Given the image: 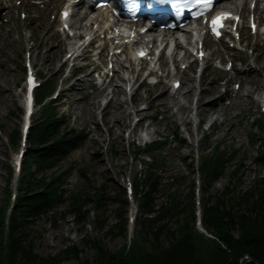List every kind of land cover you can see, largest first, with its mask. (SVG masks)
I'll list each match as a JSON object with an SVG mask.
<instances>
[{
  "label": "rangeland",
  "instance_id": "1",
  "mask_svg": "<svg viewBox=\"0 0 264 264\" xmlns=\"http://www.w3.org/2000/svg\"><path fill=\"white\" fill-rule=\"evenodd\" d=\"M3 1L5 2L3 4L1 0L0 7L5 4L12 7L8 8L7 15L0 9L1 15L4 14L9 19L7 24H3L5 23V20H2L3 17L0 19V208L7 204L5 202H7L8 171L10 168L13 169L16 153L22 148V142L12 144L8 136L14 129L19 130L23 122L24 111L20 102L24 98L26 72L24 64L29 55L26 51L27 46L32 47L31 61L33 69L37 73L38 81L42 82L43 79L47 78L51 85H54L51 97L57 99L55 105L58 110L67 116L70 126L83 129L86 134L84 143L59 163L60 166H65L70 162L74 164L66 186L68 195L77 193L84 197L93 191V186L105 185L106 194L116 196V193L121 188L125 190V186L128 184L132 187L137 173L146 170V163L142 161L145 160V156L136 155L134 153L135 147L143 146L154 138L162 141L157 153L154 154L156 160L152 161V157H148L161 182L155 193L157 204H168L170 201L169 194L174 191L180 194V199L183 202H189L190 188L193 184V209L196 220L200 215L201 205L205 198L228 184L229 174L233 168L239 166L237 182L242 189L248 188L255 178L264 175V163L255 161L257 150L249 138L250 130L259 132L254 119L259 116L264 120V102H262L264 98V72L260 74L250 69L257 64L264 65V35L256 34L258 36L256 37L246 26L250 16L245 15L242 19L245 38L240 45L230 46L234 42L229 41L226 37L223 39L225 44L217 45L212 38H208L210 45L207 49L205 48V51L213 53L215 57L212 56V60L205 63L206 70L202 76L203 81L200 88L213 89L212 93L206 95L204 101L213 97L216 103L222 104L218 108L210 105V107H206L207 111L210 114L214 112L224 113L225 116L216 118V115H212L213 117L206 118L203 114H199L197 117L200 121L202 119L203 124L200 128L198 125L195 129L196 127L194 128V125L189 121H186L184 125L180 121H169V114L176 109L166 110L157 102L156 97L161 93V90L169 88V83L173 79L170 78L171 76H167L169 78L164 77L167 79L162 78V84L156 86L157 88L150 87V81L153 78L147 79L143 87L137 89L136 100L132 97L133 100L137 101V104L135 103L130 112L127 111L130 116L121 113L122 109L112 103L103 107L102 103L105 99L101 97L98 98L99 106L90 112L93 87H87L86 73L89 72L90 68H87L86 65L87 62L93 63V54H97V50L93 53H85L86 56L89 55L88 61L86 59L79 60L72 66L71 62L61 66V61L66 58L67 48L60 54L54 53L50 56L47 54L48 51L54 49L60 39L64 38V34L58 32L60 24L58 15L63 1H57L53 6L49 4L44 10L45 28L51 24L46 34L50 36L47 45H41L42 36L45 35L41 29H32L33 35H31L33 23L38 20V13L36 12H41L44 8L39 4L40 2L35 3L37 6L33 4L32 0ZM217 6V8L223 7L224 3L221 2ZM216 7L214 9H217ZM24 8L29 10L33 18L30 16L25 18L26 11ZM260 14L261 29L264 30V12ZM25 37L28 39L26 43ZM244 43L248 45L245 51H240ZM254 43L255 45H252ZM255 46V56L253 57L257 56L259 59L257 54L262 55V57L257 61L252 60L253 65L249 55L250 47L254 49ZM134 47L136 45L133 46V51H135ZM103 53L105 55L102 56V59L106 57L108 51ZM218 54L220 55L219 58ZM229 56L233 57V66L231 62L226 61V58L227 60L230 58ZM42 57H44L43 60ZM218 62L233 68L228 73L223 72L217 65ZM98 64L99 69L111 65L101 61H98ZM123 64L127 66L129 63L123 61ZM246 65L249 66L247 67L250 69L249 71L244 69ZM242 66L243 69H236V67ZM146 67H148L147 62ZM76 68H80L81 72L76 75L75 79L71 80L70 84L65 83L62 86L63 92H61V81L68 77V73H71L70 70L73 72ZM137 68L138 66L135 67L134 64V71ZM169 69L172 70L173 68L169 65ZM197 69L195 66L193 71L190 70L189 72L195 74ZM144 73L143 71L141 76ZM89 78L91 79V75ZM93 78V83L96 84L95 73ZM240 79L248 82L241 88L250 89V99L248 101L246 97H243L241 104L232 108L229 106L231 102L229 91L238 89L237 82ZM224 80H226L225 86L219 82ZM144 96L146 100L140 101L141 97L143 99ZM194 99L192 96L190 105L184 111L183 115L186 120L189 119L188 117L197 118L193 109L191 110ZM147 105L151 106L147 108ZM135 110H139L141 113L135 115L133 114ZM37 112L38 106H33V112L29 118L31 122ZM139 116H146L145 119L141 120L139 126H142L141 132L147 126L149 134L144 136L145 133H141L140 127L136 126L134 131L137 132V135L129 141L128 134ZM208 122H211V125L207 129ZM111 125L114 127L113 131L116 132L114 135L110 129ZM230 128L233 131H230ZM138 135H142V137ZM216 142H222L221 150L230 153L228 167L216 181L206 183L203 177H200L198 165L203 154L209 151ZM80 167L85 169V176L79 172ZM176 177L179 178L180 185L171 184ZM126 195L129 202V205L123 210L127 219L126 236L124 234L111 236L108 233V229L119 221L118 214L121 211V204L118 199H106L98 211L91 201H85L84 209L88 211V216L79 222L76 221V214L71 209L70 200H68L57 208L54 217H42L29 223L26 243L32 244L38 255L48 258L49 263L47 264L92 262L96 254L95 249L91 246V240L94 238L100 240L103 247L109 252H116L124 243H128L129 238L132 239L136 230L140 229V224L134 222V218L136 220L143 215L132 195L128 192ZM97 216L103 221V228H99L98 223H96ZM162 240L165 241L164 237Z\"/></svg>",
  "mask_w": 264,
  "mask_h": 264
},
{
  "label": "trees",
  "instance_id": "2",
  "mask_svg": "<svg viewBox=\"0 0 264 264\" xmlns=\"http://www.w3.org/2000/svg\"><path fill=\"white\" fill-rule=\"evenodd\" d=\"M53 89L47 78L35 88L38 112L26 130L25 149L16 177L12 168L8 171L7 204L0 208V264L49 263L48 258L34 251L32 244L26 243L27 227L42 217H54L57 208L68 200L79 222L88 216L85 201H91L98 211L106 199H118L119 221L108 233L126 236L127 219L123 210L129 202L124 189L116 196H108L105 185L93 186V191L84 197L67 193L74 164L60 166L59 163L84 143L86 134L83 129L70 126L55 101L47 99ZM254 121L259 132L250 130L249 138L257 150L255 161L264 163V120L258 116ZM8 138L12 144L19 142V130L14 129ZM161 142L154 138L134 150L136 155L145 156L142 161L146 163V170L134 178L131 193L143 214L134 218L140 229L116 252H109L100 240L92 239L95 257L92 262L81 264H264V175L242 189L237 182V166L230 171L228 184L205 198L199 220L203 229L213 236L209 237L196 228L193 184L189 202H183L174 191L169 194L168 204H157L155 193L161 182L148 157L156 160L154 154ZM221 146L222 142H216L201 157L198 172L206 183L216 181L228 167L230 153L221 150ZM79 172L85 176L84 168L80 167ZM171 184L181 182L176 177ZM96 223L99 228L104 227L98 216Z\"/></svg>",
  "mask_w": 264,
  "mask_h": 264
},
{
  "label": "bare ground",
  "instance_id": "3",
  "mask_svg": "<svg viewBox=\"0 0 264 264\" xmlns=\"http://www.w3.org/2000/svg\"><path fill=\"white\" fill-rule=\"evenodd\" d=\"M32 1L34 2L33 4L40 2L39 4L44 8L41 12H36L38 13V16H37L38 20L34 21L33 23V26L31 28V33H32L31 35H33L32 29H35V30L41 29V31H43V33L45 34L42 36L41 45H47V43L50 40V36L46 34L51 24L48 25L47 28H45L46 26H44V21H43L45 17L44 10H46L49 4L50 6H53L55 3H57V1L58 2L63 1V3H61L62 5L59 10V15H58V20H59L61 11L65 9L64 4L69 0H32ZM2 2L4 4L5 1L2 0ZM252 2L253 0H225L222 2L224 3L223 7L217 8L218 7L217 4L213 7L215 8L217 6L216 7L217 9H214V11L219 10V9L229 10L232 15L234 13L233 18H235L237 14L239 15L241 21H238L236 23V30L238 31V34H239V41L244 40L245 38L243 35L244 33L243 31L245 29L243 28L244 24L242 20L245 15L250 16V18L252 17L254 22L257 24V29L254 31V34L264 35V30L261 29L262 20H261V14H260L261 12H264V0H255L254 7L251 6ZM0 3H1V0H0ZM85 6H86L85 0H80L78 3L70 6L73 8V13L69 19V24H70V28L68 30L69 32L64 31L63 23H60L58 32L63 33L64 38L60 39V41L55 45L54 49L48 51L47 54L48 56L54 53L60 54L62 53L64 49L67 48L66 58L61 61V66L69 62H71V66H72V64L75 65V63L79 60L86 59L88 61L89 55L86 56L85 53L86 52L93 53L94 51L97 50V54H93V61H92L93 63L87 62L88 64L86 65L87 68L88 67L90 68L89 72L86 73V77L88 78L87 87L88 86L93 87V91L91 93L92 97L90 101V106H91L90 112L99 106L98 98L101 97L105 99L103 102H106L107 104L106 106H109L112 103L114 106H118L119 109H122L121 113H124V114H127V116H130L129 115L130 113L128 114V112H130V110L133 108L135 103L137 104V101H135L136 100L135 95L137 93V90L134 89L133 85L135 81L137 80V78L139 77V75L143 73V69L149 68V75H153L156 78V82H154V80L150 81V87L157 88L156 86H158L161 83V79L164 77L171 76L170 78H173L169 83L170 84L169 88L166 90H161V93L156 97L157 102L162 107H164L166 110H169L171 108L176 109V111H171V113L169 114V118H168L169 121H173V120L180 121V123L183 125L186 123V121H189V123L194 122L193 119H191L190 117H188L189 119L186 120L183 115L188 105H190V101H192L191 100L192 96H194L195 98L193 102L195 106L191 102L192 103L191 110L193 109V113L196 115V117L199 114H203L206 118L213 117L212 115H216V118H219L220 116H225L224 113L214 112L210 114L207 111L206 107H210V105L218 108L219 106L221 107L222 104L216 103V100L213 97L212 99L210 98V99H207V101H204V98L206 97V95H209L210 93H212L213 89L212 88H205V89L200 88V84L203 81L202 76L205 74L204 71L206 70L205 63H208L210 60H212V56L215 57L213 53L205 51V48L207 49L210 45L209 44L210 41L208 39L210 38V35H209V30L207 29L206 23L198 22V28H197L198 35H197V38H194V39L192 38L195 36V34L194 32H192L193 27L190 25H186L184 27L175 25L174 29L172 28L168 30H159L158 28H156V26L152 25L150 26V28H148L149 30L146 33H141L139 31L141 26L134 28L132 26L134 23L130 25H127L124 22L117 23L114 25L113 23H110L111 15L108 13L106 8L98 9V14L93 15L94 11H91L89 13L87 11H83V8ZM11 7L12 6H6L5 4V5H1L0 9H2V12H5V14L7 15L8 8H11ZM24 9L26 11L25 18H28L29 16L32 17L29 10H26V8ZM1 14L2 13L0 12V19L1 17H3L2 20L3 19L5 20V23L3 24H7L9 19L6 18L4 14L3 15ZM121 26H128V29L125 31L124 28H122ZM246 26L248 27L249 23L248 24L246 23ZM227 35H230V33H226L224 37H221L217 41L215 39L213 40L216 42L217 45H223L225 44L223 39H225V36ZM180 37H183L185 39L186 44H188L190 47L189 49L185 47L183 40H181ZM256 37L258 36L256 35ZM86 38H89L88 44H86ZM127 38L133 39L136 42L140 43V45H142V48H144L145 51H148L147 55L154 54L153 46L158 47L159 45L164 43V48L163 50H161L160 56L158 59L154 60V58L150 57L149 59L145 58L143 60H138V62L135 63L137 54L135 52L130 54V50H129L130 47H129V43H127ZM230 38L232 40H229V41H233L234 43H236L237 40L234 34L233 36L230 35ZM200 39H201V44L203 46L200 49L203 52V56L201 57V61L203 63V71L201 75L199 76V78H197L195 74H191L189 71L190 70L193 71V68H194V65L190 62V58L192 56L191 51L193 47L197 48V46L199 45ZM27 40H28L27 37H25L24 38L25 43L27 42ZM172 42L174 43V47L173 49H170L171 50L170 55L166 56L165 50L170 47V44ZM93 44L95 45L94 48L90 49V46ZM247 45H248L247 43L242 44L240 51L242 50L245 51V48L247 47ZM252 45H255V43ZM252 48L253 47H250L249 56H250L252 64L254 65L253 61L259 60L262 57V55L257 54L259 56V59L257 58V56L253 57L255 56L254 52H255L256 46L254 49ZM31 50H32V47H29V46L26 47V51H28L29 53V55L26 57V60H28L32 64ZM104 51H108V54L106 55L105 58L102 59V56L105 55L103 53ZM195 51L197 52V49ZM231 56H229L230 58H228V60L226 58V61L231 62L233 66L234 60H233V57ZM128 57L129 58L133 57L134 61L133 62L130 61V63L129 64L127 63L128 65L125 66L123 64V61H124V58L127 59ZM219 57L220 55L218 54V58ZM43 59L44 57H42V60ZM170 60L177 66L172 69L173 71L169 69ZM98 61L112 64V69L111 70L108 69V72L109 73L111 72L112 74L111 75L109 74L106 77H104L101 82H97L96 84H94L93 75L100 68ZM146 62H147L148 67H146ZM141 63L143 64L141 65ZM184 63L186 65H184ZM134 64H135V67L138 66L136 71H134L133 69ZM217 65L219 66L220 70L226 73L230 72V69L232 70L233 68L232 66L231 68H228L227 65L226 64L223 65V63H219ZM247 67L249 66L246 65L244 67L246 71H249L250 69H252L254 72H259L260 74H263L264 72V65H261V64L260 65L257 64L253 68L250 66L251 67L250 69ZM236 69L237 70L243 69V66L239 68L236 67ZM59 70L61 69L59 68ZM187 70L190 74L187 72ZM70 72L71 73L70 74L68 73L67 75L68 77L64 78L60 83L61 92H63L62 86L65 83L70 84L71 80L75 79L76 75L79 74V72L81 71H80V68H76L75 70H73V72L72 70H70ZM90 75H91V79L89 78ZM167 78H164V79H167ZM177 81L180 82L179 87H175V82ZM225 81L226 80L219 81V82L223 83L225 86V83H224ZM145 82H146V78L142 81V84H145ZM237 83H238L239 90L236 89L235 91L234 90L229 91V96L231 98V102L229 106L232 108H236L237 106H239V104H241L242 102L243 97H246L248 101L250 99L249 98L250 89L245 88V87L241 88V86H243L244 84L248 82L240 79L238 80ZM182 84L183 86H181ZM128 86H130L132 89L130 96H128V93H127ZM132 97L135 100H133ZM145 100H146V97L144 96L143 99L141 97L140 101L143 102ZM20 103H21V106L23 107L24 105L23 98L21 99ZM146 104H149V103H146ZM150 106L151 105L149 106L147 105L146 107L148 108ZM140 113L141 111L139 110L133 111V114L135 115L140 114ZM145 118L146 116H139L137 118L139 119L138 126L141 120ZM197 120H198L197 123H195L194 125V128L196 127L195 129H197L198 125L200 128V123L202 121V119L201 121L199 120V117H197ZM210 125H211V122L210 123L208 122L207 129L209 128ZM139 127H140L139 130L141 132L142 126L140 125ZM113 128H114L113 125H111L110 129L112 130V134L114 135L116 132L113 131ZM134 129H136V126H133L132 130L128 134L129 141L132 137L137 135V132H135ZM230 131H233V130L230 128ZM142 132L145 133L144 136H147L149 134V132H147V126L143 129ZM139 137H142V135H140ZM208 235L211 236L210 234Z\"/></svg>",
  "mask_w": 264,
  "mask_h": 264
},
{
  "label": "snow or ice",
  "instance_id": "4",
  "mask_svg": "<svg viewBox=\"0 0 264 264\" xmlns=\"http://www.w3.org/2000/svg\"><path fill=\"white\" fill-rule=\"evenodd\" d=\"M148 6L151 7V5H148ZM65 15H67V14L65 13ZM228 18H231V15L229 13L218 15L217 17L213 18L212 25H213V31L215 32V34L220 35V32H219L217 26L222 27L223 26V20L228 19ZM141 55H143V53H141Z\"/></svg>",
  "mask_w": 264,
  "mask_h": 264
}]
</instances>
